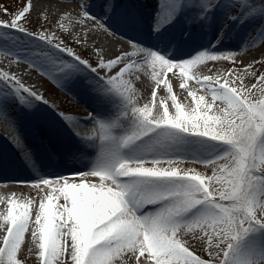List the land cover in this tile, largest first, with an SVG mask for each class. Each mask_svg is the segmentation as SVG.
<instances>
[{"label":"snow or ice","instance_id":"obj_1","mask_svg":"<svg viewBox=\"0 0 264 264\" xmlns=\"http://www.w3.org/2000/svg\"><path fill=\"white\" fill-rule=\"evenodd\" d=\"M76 3L80 11L75 19L64 12L71 19V27L61 22L63 17L55 21L60 36L43 27L38 33H29L20 24L34 9L32 0H26L10 22L0 23L2 28L44 42L49 51L42 49L37 55L58 75L72 78L86 67L97 77L94 91L114 94L123 103L116 118L101 120L89 115L88 119L95 121L91 136L75 131L85 142L99 141L93 166L76 173L82 182H69L64 176L32 182L37 188L42 184L48 189L31 233L33 242L38 241L41 264H61V257L63 264L69 260L70 264H123L125 256L134 257L135 264H264V242L259 253L245 248L251 234H264V72L254 70V64L264 66V61L241 62L242 67L231 69L223 82L207 75L197 80L211 92L213 103L220 102L216 113L209 115L213 103L202 109L205 97L197 99L196 92L184 82L186 66L215 61L225 54L201 52L186 61H173L132 41L134 51L125 50L111 58L99 55L97 48L98 59L93 65L64 42V35L82 45L97 31H78L88 29V22L104 33L112 31L92 13L88 0ZM169 3L162 0L154 30L171 23L186 6L198 7L202 19L219 0ZM230 6L245 16L264 14V5L257 9L249 0H232ZM100 7L105 15L115 10L112 0H103ZM4 11L8 14L7 9ZM258 35L264 36V27ZM51 50L65 53L67 59L53 55ZM137 56L142 59L134 60ZM225 58L235 63V54ZM139 64L151 68V106H138L135 98L132 70ZM174 68L179 69V87L187 90L195 104L189 111L178 102L171 78H165ZM248 77H252L250 84L245 82ZM0 84L4 85L0 87V115H5L10 97L26 106L30 101L24 94L42 99L7 72H0ZM156 89H166L159 105ZM169 99L174 114L169 112ZM178 160L211 166V175L180 168ZM91 177H99L100 183H91ZM32 203L8 200L7 214L0 217L6 225L0 264H25L19 256ZM191 241L206 247L208 258L197 254Z\"/></svg>","mask_w":264,"mask_h":264},{"label":"bare ground","instance_id":"obj_2","mask_svg":"<svg viewBox=\"0 0 264 264\" xmlns=\"http://www.w3.org/2000/svg\"><path fill=\"white\" fill-rule=\"evenodd\" d=\"M113 1V0H112ZM263 1V0H261ZM34 9H33V14L34 16L36 15L38 18L41 19H45L44 17H48V21L52 24H55L54 26H57L58 24H56L55 19L58 20L61 17H63L61 22H65L67 23L68 27H71V19L67 16H64V11L65 9L62 8V6H60L58 8V6H53V4L46 2L45 0H32ZM90 4V3H88ZM260 4H263L262 2H260ZM230 4H227L226 1L224 2L223 0H219L218 5L213 8L214 12H224L225 9H228V6ZM140 8H143V6H140ZM152 9H149V14L151 16V18L153 20L157 19L158 20V16L156 11L158 12V10L161 9V6L159 5H154L151 7ZM229 8L235 10L233 7L229 6ZM197 9V7H190L191 14H193V19H191L190 17H186L185 23H187V21L189 22V24L192 27H197L200 22L204 21V18H200L199 17V13L195 14V10ZM71 11V10H70ZM93 14H95L96 16H98V14L100 15L101 12L99 11V9H95L92 10ZM188 11L187 9H183L181 12L185 14H187ZM213 12V11H211ZM236 12V10H235ZM237 13V12H236ZM238 14V13H237ZM102 15V14H101ZM239 15V14H238ZM127 18H130V20H127V22L132 21L137 23L142 29H144V27H142L141 21L139 19L136 20V17L134 15H132L131 13H128V15H126ZM140 17V15H139ZM241 17V16H239ZM257 15L252 16L250 15L249 18L250 20H253L254 18H256ZM212 19V17H211ZM210 19V20H211ZM243 21H246L245 17L241 18ZM55 22V23H53ZM176 21H174L175 23ZM89 27L88 29H78V31H89L92 28L90 26H93V28H96L97 25H93L91 22H89ZM125 25H127V23H125ZM59 26V25H58ZM96 26V27H94ZM175 26V25H174ZM58 28V27H56ZM97 31L93 34L92 38H90L87 43L85 44L86 47L90 48L92 51H96L97 48L100 49V55H103L105 58H111L114 57L116 54L121 53L122 51L125 50H129V51H134L135 49L131 46L125 45V44H120L117 45L118 41L114 40L113 38L110 37V35L108 33H106L107 35L102 36L101 34V30L96 28ZM178 29H181L178 27ZM17 31V30H14ZM103 32V31H102ZM205 32H207V30H205ZM3 33L4 31L3 29L0 27V34ZM104 33V32H103ZM258 35V33L253 37L250 38V40L248 41L250 44H252L251 42L253 41V38H256ZM108 39V40H107ZM224 44H228V41L224 40L223 42ZM176 44H181L180 42H177ZM178 46V45H177ZM174 48H176V53H178V49L176 46H171ZM24 49H26V47H24ZM17 50L15 52H10L7 49H4V46L2 44H0V65L4 66L5 68H10L14 73H17L18 75H22L26 78H28V80L31 81L30 77H28L27 72L24 71V69L20 66L17 65L15 60H16V56L18 57H23L25 59H33V54H31L28 50ZM9 51V52H8ZM264 54V48L262 47L260 50L258 51H254L252 54H249V56L247 55V57H240L239 61H237L238 63L241 64V62H243L244 64H248V63H253L255 62V60H261L262 61V55ZM134 60H139L142 59L141 56H137V57H133ZM218 60L215 61H210V60H205L204 63H198L195 65H188L186 66L187 68V77L184 79V82L188 85V89L196 92V96L197 99L200 96H204L205 97V102L204 104L201 105L202 109H206V104L207 103H213L212 99H211V92L210 91H206L204 87H201L200 84L197 83V80H202V77L207 75V76H211L214 79L219 78L221 80V82H223L224 79L228 78V74L224 73L225 71H223L221 69V67H218V63H216ZM233 63V62H232ZM236 63V62H235ZM234 64V63H233ZM198 65L201 66V69L196 71L194 68L195 66L197 67ZM241 66L237 65V69L241 68ZM85 68V67H83ZM136 71L133 72L132 76H133V83L135 85L136 91H135V98L136 101L138 102V104L140 106H143L144 104H149V106L152 105V90L154 88V82L151 80V68L148 67L145 64H139L136 68ZM254 69L255 71H259L260 69L256 66V64H254ZM157 71H159V69L157 68ZM41 72H46V71H41ZM173 73H175V76L173 75ZM223 73V74H222ZM220 74L222 75V77L224 79L221 78ZM139 75L140 79L136 80L135 76ZM240 75H243V72H240ZM166 79L171 78V83L173 84V92L174 94L177 95L178 97V102L181 103L184 108L185 111H189L190 109L195 107V104L193 102L192 97H189L187 94V90H182L179 87V81H180V76H179V69L178 68H174L171 72H168L166 77ZM246 83H251L252 82V77H248L245 80ZM0 87H3L2 85H0ZM161 88H163V85H161ZM157 95H156V104L159 105L161 100L163 99L164 95L166 94V89L164 90V92H162L160 89H156ZM59 100L64 101V99L59 97ZM219 101H216L213 103V108L211 111L208 112L209 115L215 114L216 113V109L219 106ZM31 106L28 104V106L24 105V107L20 106L16 100L14 98H9L5 104V115H0V151L3 150H7L8 152H13V151H20L22 150V141H23V137L21 136L22 134L20 133V129L22 128H26L29 127L30 129H34V127H37L36 124V117L34 116V114L39 115V113L41 112H45V110H49L50 107H54L51 106L50 104H48L47 102H43V101H39V104L37 103L36 105H33L35 103H30ZM62 107L63 108H68L70 109V114L71 116L75 117L76 119H80L83 120V122H86L87 124L91 121H89V115L92 114L93 112L90 111L87 114H83V109L80 107V103L78 102H62ZM91 105H93L94 103H90ZM168 104H169V112L170 114H174V108L171 106V100H168ZM117 105V104H116ZM39 106V107H38ZM28 107V108H25ZM92 107H94L95 110L99 109V106L97 104H94ZM106 108H108V105L106 106ZM27 109V110H25ZM54 109V108H53ZM35 111V112H34ZM92 112V113H91ZM155 112V110H154ZM107 118L111 117V113L107 112ZM74 124H72V127L76 124V122H73ZM92 129L93 127H87V128H79L76 126V130L81 131L82 133H87L89 136L92 135ZM77 141V147L81 149L82 154L84 155V153L88 152L90 153V158L88 159V161H85L84 163H81L80 165L76 166V167H71L69 169H67L64 172L61 173H57V174H51V175H46V173L42 170V167H37L34 169V171L32 172L33 175L29 176H25L21 179H18L14 176H10L8 178L5 179H0V217L4 216L7 214V202L10 199H15L17 200L15 197V193L19 190V189H26L29 188L27 185L25 184H29L30 182L33 181H38V179H40L41 177L44 178H51L54 176H64L66 177L69 182H74V183H80L81 181V177L76 175V173L78 172H86L88 171L93 164L96 161L97 155H98V148L96 147L94 149V151L91 153L90 150L88 149V147L86 148L83 145H80V137L76 136ZM94 148V146H93ZM79 157V155L76 152H73V155H71L69 157L68 162L72 163L75 162V160ZM3 158H6L5 156H3ZM19 167H28V164L23 165L21 163H18ZM165 167L167 166L166 164L164 165ZM9 168V167H7ZM11 169V168H9ZM91 183H100V179L99 177H91L90 178ZM25 183V184H23ZM40 187H43L47 192L48 189L43 186L42 184L40 185ZM41 200L44 199L43 196L40 197ZM18 202V200H17ZM5 203V206L3 205ZM60 203H63V200L60 201ZM154 206L149 205L148 208H152ZM35 223H34V218L31 215L30 221H29V225L28 228L25 232V236H24V243L22 244V252L20 253L19 258L23 259V260H28L33 262V264H41L38 252V241L37 242H33V238L32 235L29 233L31 230H33L35 228ZM66 230V229H65ZM6 233V225L3 224V220L0 219V244H2L3 241V237ZM70 239V238H69ZM250 245L247 247V249L250 250ZM253 250V249H252ZM63 257H61V264H63ZM69 264H70V260H69Z\"/></svg>","mask_w":264,"mask_h":264},{"label":"rangeland","instance_id":"obj_3","mask_svg":"<svg viewBox=\"0 0 264 264\" xmlns=\"http://www.w3.org/2000/svg\"><path fill=\"white\" fill-rule=\"evenodd\" d=\"M45 1L53 4V6H58V8L62 6V8L65 9V11L71 14L72 19H75L76 12L80 11L76 3V0H45ZM98 1L99 0H92L91 3L88 4L89 7L92 8L93 6L97 4ZM25 2L26 0H0V23L10 22L13 18V15L24 6ZM226 2L231 3L232 0H226ZM261 2L263 3L262 5H264V0ZM161 4H162V0H138L137 2L138 6L144 5V7H149V9L154 5L161 6ZM169 6H171V0L169 3ZM5 9H7L8 14H5V11H4ZM260 15L264 17V14H260ZM63 23L65 24V27L68 28L67 23L65 22ZM20 24L24 28H26L29 33H38L42 30V27H43V30L49 31V32H55L57 36H60L61 34V30H59L58 25L54 26L55 24L50 23L48 20L38 18L36 15L34 16L33 12H31V14L28 15L25 20L21 21ZM89 24L90 23L88 22V25ZM90 27L93 28V26H90ZM2 29L4 31V34L3 33L0 34V44L4 46V49L9 50L10 52H15L17 50H21V49H24V47H26V49L24 50L26 51L29 49V52L33 54L34 57L35 56L37 57V61L34 59H25L23 57L16 56V60H15L16 64L20 65L24 69V71L27 72V75L28 77H30L31 81L28 80V78L24 79L25 78L24 76L18 75L17 73H14L10 68H5L2 65H0V72H7L9 75H14L21 84H23L26 88L30 90V92L35 93L36 96L38 97H42V99H35L33 97L27 96V94H24L29 99L30 103L37 104L39 103V101H43V102H47L51 106L63 108L61 103L66 102V101L69 102V100L67 98V95H65L64 92H60V91L64 87V84L68 81V78L62 75H58L49 66L47 61L43 60L41 57L37 55V53L40 52V50L42 49L44 51H49V49L45 46L44 42L34 39L31 36H26L24 33L14 31L15 29H11V28H2ZM101 34L102 36H104V34L105 36L107 35L106 33H103L102 30H101ZM109 35L112 38L111 34ZM63 39H64V42L69 47H72L83 58L89 59L93 63V65H95L98 59V54L96 53V51H92L90 48L86 47L85 44H82V45L76 44L74 42V37L70 38L66 34L64 35ZM56 42L58 41H55V40L53 41V43H56ZM135 43L140 44L137 41H135ZM117 45H120V44L117 43L116 46ZM51 51L53 55L56 54L55 56H59L61 58L67 59V55L65 53H60L55 50H51ZM216 63H218V67H221V69L225 71L224 73L226 74H228L231 69H237V65L239 66L242 65L238 62L233 64L232 60L226 61V59H221V60L219 59ZM43 64H45V66L48 65L49 68H45ZM33 65H35V67ZM42 65L44 68L42 67ZM259 65L260 64H256V66L260 69L259 71L264 72V67L262 68ZM41 71H46V72L43 73ZM135 71L136 69L134 68L132 70V74ZM259 71L257 70V72ZM47 72H51V73L48 75L46 74ZM220 76L222 79H224L221 74ZM0 85H3V84H0ZM113 96H116V95L110 94L111 98H108L109 102H112L113 100H115L112 98ZM59 97L64 99V101L59 100ZM119 101H121V99ZM16 102L18 103L17 100ZM138 106L140 105L138 104ZM65 113H66L65 116L68 118V120L71 123L77 122V119L71 116L70 111H65ZM177 166L180 168H185V169L194 168L196 169V171L200 172L201 174L211 175V166L205 167L203 164H200L198 162H194L191 160H178ZM25 185H27L29 188L19 189L15 193L14 198L18 200V203H26L29 200L33 201V203L30 205L29 210H30L32 217L35 219V214L39 209L40 202L42 201L40 197L41 196L45 197L47 194V191L43 187L37 188L33 186L32 182H30L29 184H25ZM41 189H43V191H41ZM3 205L5 206V203ZM29 233L31 234L32 230ZM255 235H256V239L258 242L254 243V241L256 240H254V238L251 236L248 242L245 244V247L246 245L247 247L249 245H252L253 250L251 248L250 250L259 253L261 251L260 245L262 242H264V234L260 232H256ZM191 243H192L193 250L196 251L197 254L201 255L204 258H208L206 247L201 248L198 242H195V241H191ZM24 261H25V264H33V262L31 261H28V260H24ZM123 264H135V258L130 257V256H125Z\"/></svg>","mask_w":264,"mask_h":264}]
</instances>
